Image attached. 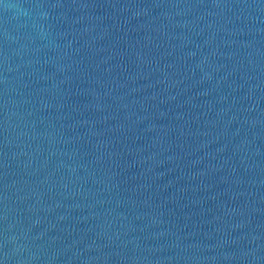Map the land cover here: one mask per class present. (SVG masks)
<instances>
[{"label":"water","instance_id":"water-1","mask_svg":"<svg viewBox=\"0 0 264 264\" xmlns=\"http://www.w3.org/2000/svg\"><path fill=\"white\" fill-rule=\"evenodd\" d=\"M0 264H264V0H0Z\"/></svg>","mask_w":264,"mask_h":264}]
</instances>
